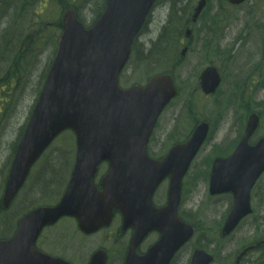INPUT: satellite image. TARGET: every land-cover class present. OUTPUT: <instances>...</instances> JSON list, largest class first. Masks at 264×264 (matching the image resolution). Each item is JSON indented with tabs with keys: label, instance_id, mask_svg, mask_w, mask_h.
I'll use <instances>...</instances> for the list:
<instances>
[{
	"label": "rangeland",
	"instance_id": "374dc122",
	"mask_svg": "<svg viewBox=\"0 0 264 264\" xmlns=\"http://www.w3.org/2000/svg\"><path fill=\"white\" fill-rule=\"evenodd\" d=\"M94 1L102 4L105 0ZM70 2L78 5L79 14L89 23L93 21L95 16L91 9L92 2L84 8V0H0V60L5 67V70L0 67V110L12 104L9 93L14 91L12 70L16 69V62L25 59L18 64V73L23 77L28 76L33 68V63L26 58H33L36 62L41 59L44 63L50 59V49L45 44L49 39V47L53 49L57 35L55 29L60 27L57 18L60 17L61 8ZM195 2L160 0L152 21L139 39L137 53L125 70L122 83L129 87L135 83H145L152 75L168 70L174 72L180 93L164 111L154 133L150 153L155 157L163 156L170 145L185 135V130L193 125L194 120H212L213 133L208 137L195 164L199 162L186 178L188 183L181 210L185 211L189 219L195 217L202 223L200 234L194 239L193 245L224 249L218 254L219 263L216 264H226V256L232 254L234 249L246 240L264 235V202L257 207L252 221H247L229 239L220 240L217 232L229 201L225 198L214 203L207 190L203 165L207 155L227 152L222 143L228 139L237 140L241 136L247 116L254 110L263 118L256 136L264 135V0H247L240 7L225 9L220 0H209L198 25L193 28L189 50L180 58V40L185 38L183 25ZM241 51H245V55L242 60H238L236 55ZM210 63L216 65L223 76L216 96L205 99L199 97V93L203 95L199 76ZM42 68L39 67V73ZM45 69L46 66L38 80L36 92L40 88ZM37 75L38 70L29 82L28 96L22 100L15 99L11 105L14 125H7L11 116L0 114V202L9 172L10 143L19 134V126L28 112ZM234 95L233 102L226 106ZM74 155L75 138L72 135L61 137L53 143L33 169L11 207V216L17 217L10 219V211L8 214L0 213V238L1 235L10 237L16 219L33 206L54 204L60 199L70 177V163L73 164ZM168 184L165 181L157 192L158 203L165 201ZM191 211H196L195 215ZM13 220L14 224H11ZM119 225V217H116L109 228L87 237L83 242L84 237L77 229L76 222L64 217L55 226L46 228L39 245L41 243L43 248L57 255L69 256L75 264H83L96 249L105 247L110 254L108 264H121L120 251L122 249L124 252L129 234H125L127 238L116 241ZM187 257V253L183 254L177 264H187Z\"/></svg>",
	"mask_w": 264,
	"mask_h": 264
},
{
	"label": "water",
	"instance_id": "95a60500",
	"mask_svg": "<svg viewBox=\"0 0 264 264\" xmlns=\"http://www.w3.org/2000/svg\"><path fill=\"white\" fill-rule=\"evenodd\" d=\"M110 1L112 4L107 16L97 30L82 33L75 22L74 11H69L65 15L64 26L67 35L60 44L37 113L40 118L50 110L59 112L63 117L72 114L64 127L71 126L77 131L80 137V154L72 181L62 201L55 207H44L33 211L19 222V231L14 238L0 242V264H27L22 260L24 257L20 252L37 254L32 243L38 232L44 224L54 223L63 215L76 216L79 219L80 228L90 232L103 224H108L112 211L115 208L120 209L126 225H135L138 228L132 239L125 264H148L149 255H138L137 248L140 240L152 228H157L164 234L166 245H169L171 240H175L180 246L191 235L188 231L179 230L167 233L166 229L180 225L177 209L182 177L207 135L209 129L207 123L200 124L186 143L173 147L164 163L152 162L146 155L145 149L138 148L132 151L130 156L127 155L120 159L114 167H111L110 173L103 180L102 189L92 185L96 166L101 159L106 158L108 150L103 142L105 138L101 140L95 131L92 119L95 108H92L88 102L100 98L96 88L102 89L101 84L104 81L106 91L109 92L107 85L112 83L114 77L116 78V73L127 54L126 47L121 42L127 29L125 25H119L121 12L125 14V0ZM143 1L145 2L140 4L139 8L148 0ZM203 4L201 2L197 9L198 12ZM74 37L75 41H71ZM88 53L90 54L87 56V66L82 68L85 62L83 57ZM89 67L92 68L91 73H97L98 77L86 78L89 75L87 72ZM149 86L145 92L140 94L139 100L134 99V103L138 104L140 101V104L148 105L151 110L159 108L152 111L157 114L171 96L172 79L170 76L154 78ZM133 90L142 91L144 89L134 88ZM65 98H68L69 106L59 107L56 101ZM50 103L54 105V108H49ZM255 123L256 119L253 116L250 124L254 127ZM246 140L243 141L229 163L235 165L233 161L239 163L247 161L248 165L228 169L226 166L229 163L223 162L217 167L218 179L230 178L226 170H242L244 175H253V178L264 170V139L253 149L248 147ZM31 146L35 151L43 147L42 139L34 134L32 128L23 142L22 154ZM30 164L31 161L27 168ZM167 174L171 175L169 204L163 208H155L152 204V195L159 182ZM18 188V185H15L7 189L5 206H9ZM234 189L241 190L236 184ZM243 200L244 198L241 197L239 202ZM21 241H23L22 249ZM37 256L39 258V254ZM35 260L37 263L38 259L35 258ZM104 262V257L96 254L91 264H104Z\"/></svg>",
	"mask_w": 264,
	"mask_h": 264
},
{
	"label": "flooded vegetation",
	"instance_id": "af4514ba",
	"mask_svg": "<svg viewBox=\"0 0 264 264\" xmlns=\"http://www.w3.org/2000/svg\"><path fill=\"white\" fill-rule=\"evenodd\" d=\"M246 127V126H245ZM255 135L251 136L250 142L253 144L257 141L258 138H254ZM241 139V137H239L237 140L233 139H228L226 140L223 144L224 149L227 150V153L225 151L224 155H222V157H227L230 156L231 152L235 149V145L232 146V143L235 141H238ZM206 161H204V165H203V171L205 172V174H208L211 172L212 170V163H205ZM252 209H253V214L255 215L257 213V207L262 204L264 202V180H262V182H258L255 187L253 188L252 191ZM220 225V224H219ZM197 226V227H196ZM196 230H198L199 233V226L196 224ZM222 225L219 229V231L221 230ZM200 234V233H199ZM264 239V235L261 237H257L255 236L254 238L250 239V240H246L242 245H240V247H238L237 249H234L232 251V254L229 253L226 256V264H264V243L260 244L259 243ZM249 250V252L241 257L240 259H238V254L241 250L247 248V247H251ZM224 250V249H223ZM223 250H220L218 247H215V249H212V251H209L211 254H213L215 262L213 264L219 263V258H218V254L220 252H222ZM179 257V254H177L175 256V258L173 259V261L171 262V264H177V259Z\"/></svg>",
	"mask_w": 264,
	"mask_h": 264
}]
</instances>
